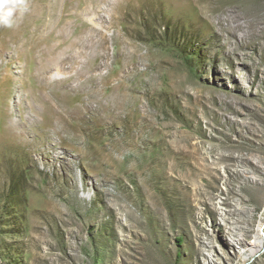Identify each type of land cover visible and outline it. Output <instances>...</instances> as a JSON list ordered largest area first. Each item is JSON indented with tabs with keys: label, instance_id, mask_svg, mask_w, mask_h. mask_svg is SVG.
I'll use <instances>...</instances> for the list:
<instances>
[{
	"label": "rangeland",
	"instance_id": "374dc122",
	"mask_svg": "<svg viewBox=\"0 0 264 264\" xmlns=\"http://www.w3.org/2000/svg\"><path fill=\"white\" fill-rule=\"evenodd\" d=\"M56 1L0 27V264H264V0H110L46 67Z\"/></svg>",
	"mask_w": 264,
	"mask_h": 264
},
{
	"label": "bare ground",
	"instance_id": "6f19581e",
	"mask_svg": "<svg viewBox=\"0 0 264 264\" xmlns=\"http://www.w3.org/2000/svg\"><path fill=\"white\" fill-rule=\"evenodd\" d=\"M104 3H110V0H57L52 12L47 16L45 14L43 15L41 20L43 23L42 29L34 30L33 35L30 33V35L25 37L22 48L24 49L30 45L32 47L31 49L38 54L49 55L51 62L47 63L46 67L52 66L59 59L62 50L66 46L70 49H74L77 46L79 30L75 28V24L80 19L81 13L101 16V5ZM29 16L31 17L33 15L30 14ZM68 29H74V34L73 36L71 35V39L69 40L64 38L65 31ZM261 229L260 226L254 240L244 242L241 246L242 251L238 253L240 260L246 261L250 257L258 254L264 247V236L262 235L263 232Z\"/></svg>",
	"mask_w": 264,
	"mask_h": 264
},
{
	"label": "clouds",
	"instance_id": "9594fccd",
	"mask_svg": "<svg viewBox=\"0 0 264 264\" xmlns=\"http://www.w3.org/2000/svg\"><path fill=\"white\" fill-rule=\"evenodd\" d=\"M27 11V0H0V27L14 28Z\"/></svg>",
	"mask_w": 264,
	"mask_h": 264
}]
</instances>
